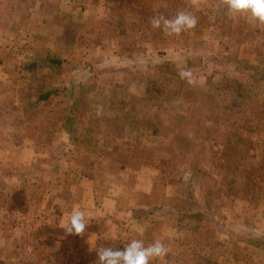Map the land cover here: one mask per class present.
Returning <instances> with one entry per match:
<instances>
[{"label": "crops", "instance_id": "1", "mask_svg": "<svg viewBox=\"0 0 264 264\" xmlns=\"http://www.w3.org/2000/svg\"><path fill=\"white\" fill-rule=\"evenodd\" d=\"M129 1H0V264H97L96 249L133 239L169 248L151 264H264L262 120L239 127L237 142L231 131L204 149L199 116L177 98L167 95L168 106L142 96L137 107L127 95L112 101L141 93L129 84L135 63L149 66L153 52L166 50L153 41L134 54L135 31L149 38L151 24L145 12L137 25L139 8ZM178 84L163 89L175 94ZM129 107L127 124L143 134L117 127V109ZM150 134L153 157L130 147L149 144ZM206 150L225 151V162ZM194 173L206 193L203 216L191 211ZM76 208L89 223L82 235L66 234L59 223Z\"/></svg>", "mask_w": 264, "mask_h": 264}, {"label": "rangeland", "instance_id": "2", "mask_svg": "<svg viewBox=\"0 0 264 264\" xmlns=\"http://www.w3.org/2000/svg\"><path fill=\"white\" fill-rule=\"evenodd\" d=\"M122 3L125 5V2ZM133 4L135 8L145 7L147 9L149 12L147 13L149 17L148 26L150 25L149 20L156 16L155 14L161 9L168 11V18L174 17L180 10H189L196 16L198 22L195 28L184 31L179 36L165 35L166 37H162L161 32L163 31L152 27L149 38L145 35V32L140 33V29L135 31L140 36L135 44V48L137 47L139 51L134 54L142 51L141 48H147L146 43L152 46L151 43L153 41L157 42V47L159 45L165 46L166 50L153 52L156 56L154 59H148L151 62L149 66L146 63L143 66H137L141 63H135L134 74L130 75L135 78L133 77L129 84L138 87L139 90L141 88V93L135 91L117 96L113 95L114 99L112 101L119 104L120 101L124 100L122 97L127 95L126 97L132 98V104L135 107L139 106L140 96L147 101L155 103V105L164 102L168 106V101L170 102V100L190 105V112H187V115L190 116L192 113L197 117L199 116L198 129L194 131L205 135L202 138L204 144L201 143L204 149L217 144L216 140L221 132L227 135V133L234 131L235 134H232L233 141L237 142L236 139L239 137V133L236 132L239 127L245 124L251 126L255 119L262 120L260 128V134H262L264 115H261V112H257V110H261V107L264 108V83H259L264 80V71L243 69L238 63L234 67V62L229 57H239L248 63L257 64L259 67L264 68V58H261L264 57V54L260 55L261 52L264 53V24L248 22L243 17L230 18L220 5L219 0H201L198 7H190L188 0H133ZM147 11L135 9V14L139 16H135V20L138 21V24H135L140 25L143 22L140 15ZM144 20L147 21L146 19ZM158 52H164V55L157 56ZM200 54L209 57L207 61H203V64L199 58ZM162 58L164 61H162ZM164 62L167 63L164 64ZM163 68L167 70V76L166 74L162 75ZM172 69H175L176 72H173ZM180 69L191 70L196 83L190 85L186 80L176 75ZM146 71H148L147 75ZM173 75H176V78ZM177 83H179V88L175 94L166 93L167 90L165 92L163 89V87ZM173 97L177 99L174 100ZM169 104L171 105L172 103L170 102ZM209 107L213 108L209 109ZM184 118L185 115H183V121L187 122L186 124H191L189 121H185ZM121 121L126 126L123 128L124 131L131 130L138 132V134L144 133L133 127V123L131 122L132 124H130V120L129 124L123 118ZM150 129L158 130L156 126H151ZM250 130L252 131V128H248V131ZM91 132L88 133L89 136L95 134H90ZM241 133L246 135V139H249V132L242 131ZM156 134L158 133L156 132ZM210 134H212V137L209 136ZM154 135H149L150 145L146 143L147 141L141 143V140L138 141L136 139L137 144L132 143L130 147L145 150L143 151L146 152L145 154H150V157H153L157 149L151 145H156V140L151 139ZM177 141L174 138L168 141V147L170 146L168 150H172L173 145L177 144L175 143ZM251 143L253 144L249 140V144ZM244 144L247 148L249 147L248 144ZM194 145L195 143H191L188 147L183 146L187 150H192ZM102 147L107 149L108 144H103ZM209 151H205L207 159L210 160L211 156L215 164L223 162V158L213 154V152L209 154ZM258 170L264 173V165L262 164L261 168L258 166ZM226 178L225 181L227 180ZM231 189L225 186V190L231 191ZM40 247L42 245L37 248Z\"/></svg>", "mask_w": 264, "mask_h": 264}, {"label": "clouds", "instance_id": "3", "mask_svg": "<svg viewBox=\"0 0 264 264\" xmlns=\"http://www.w3.org/2000/svg\"><path fill=\"white\" fill-rule=\"evenodd\" d=\"M230 18L243 17L248 22L264 24V0H219ZM190 7H198L201 0H188ZM197 18L189 10H180L174 17L164 15L153 16L150 20L153 29H161L166 36H179L182 32L191 30L197 25ZM178 75L181 79L192 85L196 83L193 73L189 69H180ZM89 217L86 212L76 208L59 223V227L66 234L82 235L85 231ZM112 239H117L114 234ZM97 251V264H151V261L163 260L169 248L157 239L145 246L142 240L133 239L122 249L114 250L112 247H100Z\"/></svg>", "mask_w": 264, "mask_h": 264}, {"label": "trees", "instance_id": "4", "mask_svg": "<svg viewBox=\"0 0 264 264\" xmlns=\"http://www.w3.org/2000/svg\"><path fill=\"white\" fill-rule=\"evenodd\" d=\"M139 9H142V10H145L147 11V9H145V7H141ZM146 13H149L148 11ZM164 15L165 17L168 16V11L167 10H164V9H161L158 11V13H156L155 15ZM161 35L162 37H166L165 34L163 32H161ZM158 55H164V52H158L157 56ZM231 55V54H230ZM199 58H200V61L201 63L203 64V61H207L208 60V56L207 55H204V54H200L199 55ZM229 59H232L233 62H234V67H236V64H240L242 66L243 69H251V70H263L264 71V68L263 67H259L257 64H252V63H248L246 62L245 60L243 59H240L239 57H235L233 58V56L229 57ZM170 60V59H168ZM167 63V62H166ZM130 102H132V98H130ZM131 105V103H130ZM213 107H209V109H212ZM131 109V107L127 108V109H124V108H118L117 111L120 113V117L123 118L125 120V122L127 123V119L129 117V110ZM257 112H261V115H264V108L261 107V110H257ZM221 124V123H220ZM151 126H154L152 123L150 124ZM117 127L119 129L121 128H124L126 127L125 126V123H118L117 124ZM222 127V126H221ZM117 132H119V130H117ZM219 136L217 137V140L216 142L217 143H222L223 141H220L221 137L224 139L225 141V137H226V134H223L222 132L218 134ZM221 136V137H220ZM224 143V142H223ZM120 146V143H113L112 142V147L115 148V149H118ZM212 146V145H211ZM225 149V148H224ZM231 150L227 149V152H226V158H227V162L229 163L230 162V159H231ZM225 151H222L220 157L223 158V162L220 163L218 162L219 164H223L225 162ZM241 158V157H240ZM190 184L194 186V189L191 190V194L193 195V191L196 190L198 193L195 194L194 196H192L194 199H195V203L192 205V209L191 211L193 210V213H196L198 216H203L206 212H208V210H206L207 208V205L206 204H202V196H206V193L205 194H201L200 192L202 191V186L200 184V176L196 173H194V175H192L191 179H190ZM210 192V191H209ZM210 196V195H209ZM208 196V197H209Z\"/></svg>", "mask_w": 264, "mask_h": 264}, {"label": "built area", "instance_id": "5", "mask_svg": "<svg viewBox=\"0 0 264 264\" xmlns=\"http://www.w3.org/2000/svg\"><path fill=\"white\" fill-rule=\"evenodd\" d=\"M0 1H4V0H0Z\"/></svg>", "mask_w": 264, "mask_h": 264}]
</instances>
